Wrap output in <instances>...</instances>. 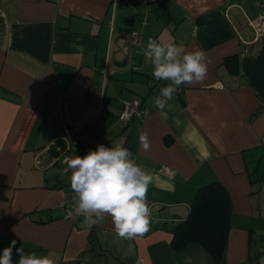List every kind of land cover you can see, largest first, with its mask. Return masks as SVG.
I'll list each match as a JSON object with an SVG mask.
<instances>
[{"label":"crops","instance_id":"0c3cea01","mask_svg":"<svg viewBox=\"0 0 264 264\" xmlns=\"http://www.w3.org/2000/svg\"><path fill=\"white\" fill-rule=\"evenodd\" d=\"M263 13L264 0H0V252L15 241L14 262L23 248L53 264H260L264 26L254 24ZM150 38L178 45L180 58L206 54V78L178 86L163 111L155 98L171 82L152 75ZM135 99L151 114L124 125L119 116ZM67 134L80 137L77 156L122 146L152 175L148 232L121 238L107 213L90 230L83 214L64 219L74 193L59 165ZM213 183L232 209L219 263L200 244L171 246Z\"/></svg>","mask_w":264,"mask_h":264},{"label":"clouds","instance_id":"9594fccd","mask_svg":"<svg viewBox=\"0 0 264 264\" xmlns=\"http://www.w3.org/2000/svg\"><path fill=\"white\" fill-rule=\"evenodd\" d=\"M181 48L176 44L161 45L151 38L144 52L146 62L153 66L155 79L170 81L155 98V107L163 111L173 99L177 87L185 83L202 82L207 75L206 54L196 51L180 58ZM217 87L222 85L217 84ZM178 125L179 119L175 121ZM145 150L149 148L146 135L140 136ZM132 152L122 146L99 145L87 155L69 161L72 169L71 188L76 194L74 206L77 215H84V224L90 230L107 213L111 216L116 234L128 240L149 231L150 210L147 192L152 175L132 158ZM71 216V213H69ZM11 246L0 252V264H53L48 256L25 253L16 249L19 260L14 262Z\"/></svg>","mask_w":264,"mask_h":264},{"label":"trees","instance_id":"16d2710c","mask_svg":"<svg viewBox=\"0 0 264 264\" xmlns=\"http://www.w3.org/2000/svg\"><path fill=\"white\" fill-rule=\"evenodd\" d=\"M191 206L188 219L174 231L171 246L173 250L180 251L189 244H200L219 263L227 249L231 229L229 195L220 183H213L198 191ZM90 241L92 245L97 242L92 234Z\"/></svg>","mask_w":264,"mask_h":264},{"label":"built area","instance_id":"2783aa9c","mask_svg":"<svg viewBox=\"0 0 264 264\" xmlns=\"http://www.w3.org/2000/svg\"><path fill=\"white\" fill-rule=\"evenodd\" d=\"M157 2V0H134L135 4H139L142 6H149L151 4H154ZM254 26L259 29V32L263 29L264 26V13L256 20ZM138 41V34L134 33L132 35V42L135 44ZM151 114V110L147 107H143L141 104V101L138 99H135L131 104L125 107L124 111L119 116L120 121L127 125L135 118H146ZM65 145L63 148V153L59 159V165L61 168V173L65 176H67L68 183H71V175H72V169L69 167V161L71 159H74L77 157V152L80 147V137L74 134H67L65 137ZM161 174L168 178H174L175 177V171L171 168H168L166 166H163L160 169ZM76 197V194L73 193L71 198L66 199L63 201L62 206L65 210L64 213V219L75 221L77 218V214L75 211L74 206V198ZM69 213H71V216H69ZM152 217V212L150 211V219ZM137 264H144L143 260H139Z\"/></svg>","mask_w":264,"mask_h":264},{"label":"rangeland","instance_id":"374dc122","mask_svg":"<svg viewBox=\"0 0 264 264\" xmlns=\"http://www.w3.org/2000/svg\"><path fill=\"white\" fill-rule=\"evenodd\" d=\"M165 18H166V16H165ZM63 177H65V176H63ZM260 226L261 227H259V228H263L264 227V223H260ZM256 239H257V237H256ZM257 240H258V243H259V247H261V242L260 241L262 239L258 238ZM260 264H264V256L262 257V259H260Z\"/></svg>","mask_w":264,"mask_h":264}]
</instances>
